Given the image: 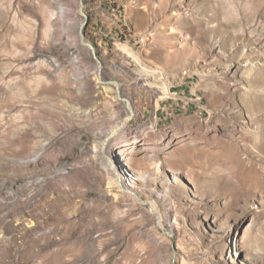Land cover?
Listing matches in <instances>:
<instances>
[{
  "label": "rangeland",
  "instance_id": "rangeland-1",
  "mask_svg": "<svg viewBox=\"0 0 264 264\" xmlns=\"http://www.w3.org/2000/svg\"><path fill=\"white\" fill-rule=\"evenodd\" d=\"M80 3L0 0V264H264V0Z\"/></svg>",
  "mask_w": 264,
  "mask_h": 264
},
{
  "label": "bare ground",
  "instance_id": "bare-ground-1",
  "mask_svg": "<svg viewBox=\"0 0 264 264\" xmlns=\"http://www.w3.org/2000/svg\"><path fill=\"white\" fill-rule=\"evenodd\" d=\"M62 13V11H61ZM60 13V14H61ZM60 17V16H59ZM80 35V33H79ZM73 42L72 39H70L69 37V42L68 43H71ZM76 41V40H75ZM74 41V42H75ZM72 45V44H71ZM117 92V96H118V92L121 93V88H120V84L115 81V85L112 84ZM117 85V86H116ZM121 100V99H120ZM129 100V99H128ZM130 101V100H129ZM127 110H128V113L125 115V117L123 118V120L121 122H119L117 125H116V128L114 129V134L117 133V132H124L126 130V127L130 121V119L133 117L134 115V111H133V108L131 106V103L130 104H127ZM128 130V129H127ZM128 135V134H127ZM128 141V140H127ZM112 148L111 145L108 143H105L104 144V154L107 158V160H109L112 156ZM118 155H122L121 153H118ZM113 158V157H112ZM168 172L171 173V174H175L177 175L178 173H180V169L179 168H175V167H171L169 166L167 168ZM114 172H116V170L114 169ZM116 175V174H115ZM118 175V174H117ZM120 182V181H119ZM119 185L121 186V190L123 191V193L126 195V196H130V197H136L138 199H141L140 195L138 194V192L136 191V186L132 183L131 186H126V185H123L122 182L119 183ZM141 191V190H140ZM148 203L151 205L152 209L155 211V212H158L159 211V208H158V205H157V202L155 201H149L148 200ZM245 259L247 260H252L253 257L250 255V253H245Z\"/></svg>",
  "mask_w": 264,
  "mask_h": 264
},
{
  "label": "water",
  "instance_id": "water-1",
  "mask_svg": "<svg viewBox=\"0 0 264 264\" xmlns=\"http://www.w3.org/2000/svg\"><path fill=\"white\" fill-rule=\"evenodd\" d=\"M80 4H81V11L84 12V11H83V0H81V3H80ZM85 24H86V23H85ZM85 24H84V25H85ZM84 25L81 26V31H80L81 41L83 42L84 45L88 46V47L92 50V53H93L94 58H97V55H96V51H95L94 46H93L89 41H87V40L85 39V35H84V31H83ZM101 69H102V68H101V65H100V66H99V71H100V72H101ZM110 83H112V84L115 85V81H110ZM116 86H117V85H116ZM118 97H119L120 99H123L127 104H130V101H129L128 99L122 97L120 92H118ZM118 177H119V176H118Z\"/></svg>",
  "mask_w": 264,
  "mask_h": 264
}]
</instances>
